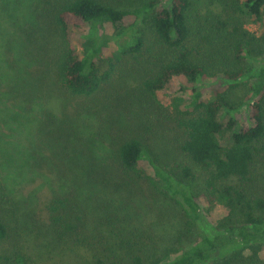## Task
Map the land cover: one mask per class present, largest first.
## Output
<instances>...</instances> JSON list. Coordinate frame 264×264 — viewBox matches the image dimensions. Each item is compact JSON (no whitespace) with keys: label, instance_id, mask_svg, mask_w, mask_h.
Segmentation results:
<instances>
[{"label":"trees","instance_id":"obj_1","mask_svg":"<svg viewBox=\"0 0 264 264\" xmlns=\"http://www.w3.org/2000/svg\"><path fill=\"white\" fill-rule=\"evenodd\" d=\"M26 1L20 21L31 27L17 23L26 44L0 51V241L11 237L14 216L21 222L12 188L39 167L68 189L47 206L49 243L62 253L98 249L95 264H218L244 247L257 257L264 246V0H212L221 3L217 13L200 12L195 0ZM78 28L88 32L77 36ZM54 70L69 98H80L69 111V103L55 112L45 102ZM174 77L186 82L166 107L157 92ZM140 183L182 207L186 245L163 252L153 242L157 235L135 210ZM96 192L107 199L94 207L101 220L90 227L81 201ZM217 204L229 213L211 234L205 211ZM11 264L34 263L17 255Z\"/></svg>","mask_w":264,"mask_h":264},{"label":"rangeland","instance_id":"obj_2","mask_svg":"<svg viewBox=\"0 0 264 264\" xmlns=\"http://www.w3.org/2000/svg\"><path fill=\"white\" fill-rule=\"evenodd\" d=\"M111 1L120 3V1L126 0ZM220 4L219 2H212V0H195V7L202 13H217L222 7L216 5ZM27 9L28 2L26 0H0V51L12 46L21 48L26 44L25 38L27 35L19 29L17 23L31 27L29 22L22 23L20 21V17L23 16L24 11ZM245 27L253 32H258L259 30L258 25L252 23L247 17H245ZM105 29L108 32L113 31L112 27L108 25ZM87 32L88 28L76 29L77 36L84 35ZM54 39L55 37L50 38L53 43L50 54L54 53L56 55L59 51ZM101 68L102 70L107 68V62L104 60H101ZM48 75L51 78L45 81L43 89L44 93H46V104L49 105L51 110L61 112L64 105L69 103L72 106L68 107L66 111L71 110L80 98L74 96L69 98L70 94L59 82L55 70ZM185 82L186 80L183 77L172 78L162 90L157 92L158 101L166 107H170L172 97L181 93ZM2 89L0 88V90ZM18 138L22 139L26 137L19 135ZM221 141L224 144L227 142L224 138H221ZM34 143L40 148L43 154L46 153V155L50 154L51 156V149L48 148V145L40 144L38 141ZM45 147L48 149L46 150ZM65 157L66 155L63 158ZM161 161L164 163L173 162L172 159H166L163 156H161ZM55 162H57V159L51 157L48 164L53 165ZM140 168L147 170L148 166L145 162H141ZM44 169L38 167L33 174H28L25 178L21 177L18 185L12 188L15 204L11 206V210L16 216L22 214L21 222L14 216L15 222L13 223L11 237L0 241V264H11L17 255H24L34 264H95L97 257L94 254L97 253L98 249L74 248L72 251L68 250L66 253H62L59 249H54L50 245L51 232L48 227L50 221L47 206L54 196L66 194L68 189L58 180L57 173L55 175L51 172H45ZM193 171L196 177L192 180V183L194 189L198 191L199 184L201 183V174L197 168L193 167ZM262 183L263 181L260 180L259 185ZM140 186L141 188L136 198L138 206L135 207V210H137L140 218L143 219L142 222L145 228L147 227L146 229L149 230L151 227L153 233L157 235L156 240H153V242L156 241L157 246L163 252L174 250L181 245H186L191 240V237L185 233V218L182 207L173 200L156 198V195L145 183H140ZM102 194L104 193L96 192L89 198H87L88 196H83L85 198L81 201L82 206H85L83 209L86 210L87 207L89 214L86 219L90 227H94L100 223L101 217L94 211V207L101 205L107 199H102ZM110 197L112 198L114 196L111 195ZM228 213L227 207L222 204H217L211 210L205 211L207 221L203 224L204 231L207 232L208 230L211 234L215 233L216 230L214 228L219 226L220 220L227 216ZM101 234L103 235V233ZM219 263L264 264V246L258 250L257 257L254 256L251 248L244 247L236 253L232 261L224 262L219 260Z\"/></svg>","mask_w":264,"mask_h":264}]
</instances>
